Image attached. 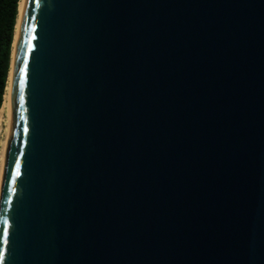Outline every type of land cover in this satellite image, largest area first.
I'll return each mask as SVG.
<instances>
[{
	"label": "water",
	"instance_id": "95a60500",
	"mask_svg": "<svg viewBox=\"0 0 264 264\" xmlns=\"http://www.w3.org/2000/svg\"><path fill=\"white\" fill-rule=\"evenodd\" d=\"M11 70L0 264H264V0H25Z\"/></svg>",
	"mask_w": 264,
	"mask_h": 264
},
{
	"label": "trees",
	"instance_id": "16d2710c",
	"mask_svg": "<svg viewBox=\"0 0 264 264\" xmlns=\"http://www.w3.org/2000/svg\"><path fill=\"white\" fill-rule=\"evenodd\" d=\"M20 0H0V109L11 70Z\"/></svg>",
	"mask_w": 264,
	"mask_h": 264
},
{
	"label": "bare ground",
	"instance_id": "6f19581e",
	"mask_svg": "<svg viewBox=\"0 0 264 264\" xmlns=\"http://www.w3.org/2000/svg\"><path fill=\"white\" fill-rule=\"evenodd\" d=\"M24 3H25V0H20L19 17L17 21L14 48H13V59L15 55V48H16V43H17V39L19 35L23 10H24ZM11 82H12V70L9 75L8 85H7L6 93L4 96V101L0 109V186H1V180H2V175H3L6 146H7L9 137H10Z\"/></svg>",
	"mask_w": 264,
	"mask_h": 264
},
{
	"label": "snow or ice",
	"instance_id": "6c2138e0",
	"mask_svg": "<svg viewBox=\"0 0 264 264\" xmlns=\"http://www.w3.org/2000/svg\"><path fill=\"white\" fill-rule=\"evenodd\" d=\"M25 68H26V64L25 66L21 69V80H20V89H21V95L19 97L20 99V102L23 103V100H24V97H23V88H24V79H23V76H24V72H25ZM27 131V129L25 128V132Z\"/></svg>",
	"mask_w": 264,
	"mask_h": 264
}]
</instances>
